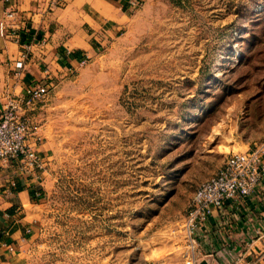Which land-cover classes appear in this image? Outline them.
<instances>
[{
	"label": "rangeland",
	"instance_id": "obj_1",
	"mask_svg": "<svg viewBox=\"0 0 264 264\" xmlns=\"http://www.w3.org/2000/svg\"><path fill=\"white\" fill-rule=\"evenodd\" d=\"M140 1L37 106L49 210L21 264H188L197 185L264 141V0Z\"/></svg>",
	"mask_w": 264,
	"mask_h": 264
},
{
	"label": "crops",
	"instance_id": "obj_2",
	"mask_svg": "<svg viewBox=\"0 0 264 264\" xmlns=\"http://www.w3.org/2000/svg\"><path fill=\"white\" fill-rule=\"evenodd\" d=\"M48 1L0 0V20L15 11L20 31L18 37L0 32V108L6 94L23 93L29 83L54 84L123 33L134 15L128 0H66L54 10L48 9ZM18 60L24 62L21 69L16 66ZM41 108L31 114L41 135L38 151L47 159L49 140L44 138L43 125H37ZM45 181L18 176L13 164L0 166V264H21L20 257L36 233V222L42 228L49 210L44 201ZM37 188L42 189L41 197L32 192ZM200 234L202 262L264 264V182L254 194L229 201L225 211L216 210ZM169 259L182 264L175 255Z\"/></svg>",
	"mask_w": 264,
	"mask_h": 264
},
{
	"label": "built area",
	"instance_id": "obj_3",
	"mask_svg": "<svg viewBox=\"0 0 264 264\" xmlns=\"http://www.w3.org/2000/svg\"><path fill=\"white\" fill-rule=\"evenodd\" d=\"M65 2L49 0L48 9L54 10ZM140 4V0H128L133 9ZM17 25L16 12L8 11L0 20V32L4 36L18 37ZM16 66L23 68V60H18ZM51 85V81L29 83L23 93L6 94L4 106L0 108V166L13 164L18 176L39 182L43 181L47 159L38 151L41 135L31 113L49 95ZM16 182L14 179L12 184ZM263 182L264 141L254 143L245 151L231 152L213 175L197 185L183 218L187 238L184 255L188 264H202L200 231L210 216L216 210L225 211L229 201L254 194ZM35 193L39 197L43 194L38 188Z\"/></svg>",
	"mask_w": 264,
	"mask_h": 264
},
{
	"label": "trees",
	"instance_id": "obj_4",
	"mask_svg": "<svg viewBox=\"0 0 264 264\" xmlns=\"http://www.w3.org/2000/svg\"><path fill=\"white\" fill-rule=\"evenodd\" d=\"M38 189H40V190L42 191V189H41V188H38ZM36 190H37V189H34V190H32V192H33L34 196H36V197H39V196H37V195H36V193H35V192H36ZM42 193H43V192H42ZM40 197H41V196H40Z\"/></svg>",
	"mask_w": 264,
	"mask_h": 264
},
{
	"label": "water",
	"instance_id": "obj_5",
	"mask_svg": "<svg viewBox=\"0 0 264 264\" xmlns=\"http://www.w3.org/2000/svg\"><path fill=\"white\" fill-rule=\"evenodd\" d=\"M202 264H208V262L207 261H203Z\"/></svg>",
	"mask_w": 264,
	"mask_h": 264
}]
</instances>
